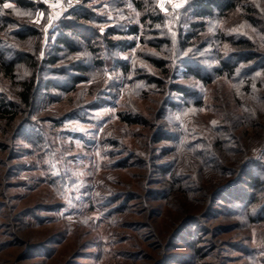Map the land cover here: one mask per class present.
<instances>
[{
	"label": "trees",
	"instance_id": "16d2710c",
	"mask_svg": "<svg viewBox=\"0 0 264 264\" xmlns=\"http://www.w3.org/2000/svg\"><path fill=\"white\" fill-rule=\"evenodd\" d=\"M13 1L16 9L36 6L32 0ZM88 2L75 3L69 15L73 21L60 17L52 31L45 34V43L44 32L28 20L20 23L24 34L19 28L8 31L4 25L13 20L12 15L8 16L13 9L0 7V84L7 79L15 85L13 89H0V148L4 144L1 138L13 124L34 111V103L41 98L37 89L43 78L60 91L92 84V68L104 71L105 60L109 59L113 64L105 88L98 87L94 98L84 105L93 109L106 104V98L99 99L101 94L114 95L113 90L120 89L115 71L120 70L124 78L133 72L139 77L135 82L129 80L135 89L152 85L156 90L150 92L157 95L156 99L151 98L156 100V106L148 112L133 106L118 112L126 128H138L135 143L142 150L133 146L132 136L122 143L123 138L109 135L104 142L112 148L111 152L108 149L109 155L121 149L127 151L123 159L115 161L117 167L134 163L144 170V177L148 178L142 198L154 205L146 203L133 211L130 201L136 198L135 191L112 188L98 193L100 202H114L118 212L124 208L127 214L152 215L158 219L155 222L164 224L167 214H175L177 218L162 234L164 239L152 233L157 243L151 264H193L206 255L207 222L220 218L218 206L227 208L229 214L247 225L264 222V0H187L174 15L161 11L155 0H132L136 9L143 12L140 22L106 21L109 25L102 30L95 25L92 10L85 7ZM74 28L79 29L75 32ZM67 31L81 36L88 55H75L81 46ZM7 35L17 36L18 40L34 39L33 53L24 60L29 62V77H19L18 59L5 56L10 43L4 37ZM141 44L152 51L139 54ZM13 47L14 44L10 52L16 51ZM136 47V54L140 58L142 55L144 63L135 60L131 64L117 55ZM148 53L154 56H144ZM40 67L44 69L42 74L49 72L51 77L38 73ZM181 77L202 86L216 83L214 113L207 119L198 116L205 108L204 94L194 85L179 81ZM224 78L235 86V110L227 99ZM77 113L82 114L75 109L68 115ZM129 224L130 229L138 225ZM151 226L143 225L148 229ZM15 238L2 239L0 247L24 243ZM184 240L189 242L187 254L171 253V248L181 246ZM55 242L57 239L51 236L42 242L25 243L11 264H36L31 259L39 253L47 254ZM70 262L64 264H73Z\"/></svg>",
	"mask_w": 264,
	"mask_h": 264
},
{
	"label": "rangeland",
	"instance_id": "374dc122",
	"mask_svg": "<svg viewBox=\"0 0 264 264\" xmlns=\"http://www.w3.org/2000/svg\"><path fill=\"white\" fill-rule=\"evenodd\" d=\"M32 1L36 5L34 9H16L13 0H4L0 3L4 10L13 9L8 15H12L13 20L7 22L4 27L8 31L19 28L24 34L25 30L20 28V23L28 20L44 32L43 43L45 34L52 31L60 17L73 21L69 15L73 12L75 3L79 2V0ZM186 2L187 0H155L161 11L172 15ZM85 7L94 13V23L101 27L100 30L109 25L105 24L106 21L121 19L120 21L124 23L129 21L139 23L143 13L136 9L132 0H89ZM2 15L7 16L5 12H2ZM78 21L84 23L82 19ZM74 29L77 32L79 28ZM1 30L0 37L3 34ZM66 33L75 38L81 46L79 53L75 55H88L81 36L71 31ZM4 37L10 41L6 46L5 56L18 59L16 69L19 77H29L27 68L29 62L26 63L24 60H29L30 53H33L31 47H34V39L28 37L25 40H18L17 36L11 35ZM11 43L16 49L14 52H10ZM139 51V54H142L152 50L146 44H141ZM136 53L137 47L119 52L117 55L131 64H134L135 60L136 63H144L142 55L140 58ZM159 54L155 57L158 58ZM75 55L69 57L76 59ZM144 56L154 55L148 53ZM112 64L106 59L104 71L93 67L92 84H80L73 89L70 87L62 91L54 89L50 82L48 83L49 80L45 81L43 78L41 86L37 89L41 98L34 103V111L30 113L31 115H22L1 138L4 144L0 148V241L2 239L12 241L17 237L24 243L0 247V264L14 263L15 256L21 252L25 243L42 242L51 236L57 239V242L52 244V250L48 249L47 254H37L38 256L31 259L32 262L151 264L150 258L152 259L157 243V239L153 240L156 237L154 235L153 238L152 233L164 239L163 235L166 229H169L167 225L177 218L175 214L169 213L166 215L165 224L158 223L155 222L158 220L157 217L153 218L152 215L146 217L143 213L127 214L124 208H120L121 212H118L114 202H100L98 193H106L112 188L135 191L133 194L137 196L130 201L134 205L133 211L145 206L146 203L154 205L142 198L148 178L147 175L144 177V170L134 163L124 168L117 167L115 161L123 159L127 151L121 149L113 156L109 155L111 147L106 145L104 138L109 135L116 136L123 138V143L132 136L133 146L142 150L140 145L135 143L134 133L139 132L138 128H126L119 120L118 112L133 108L148 112L151 107L156 106L154 101L157 95L150 92V89L156 90V87L148 85L135 89L134 83L129 80L135 82L139 77L130 72L124 78L120 70H117L115 77L117 87L120 89L113 90L114 95L101 94L99 99H107L104 105L93 109L84 106L94 98L98 87L105 88L111 76L109 71ZM42 70L44 69L40 67L38 73ZM1 74L2 72L0 76ZM41 75L45 78L51 77L49 72L46 74L41 72ZM179 81L194 85L204 94L205 108L198 116L207 119L214 113L216 83L202 86L191 78L182 77ZM222 81L230 106L235 110L233 105L235 86L228 79L224 78ZM117 84H114V88ZM0 86V89L15 87L14 83L7 79H3ZM152 97L155 99L152 100ZM75 109L82 114L68 115ZM25 117L27 121H24ZM2 131L0 130V134ZM137 154L143 155L140 152ZM218 208L221 212L220 218L207 222L208 235L204 242L207 245L206 255L193 264H264V222L247 225L238 216L229 214L227 208L222 206ZM129 223L138 225L130 229ZM144 223L154 226L150 229L144 228ZM155 226L156 229L153 228ZM188 245L189 242L184 240L181 246H174L170 251L177 256L185 255L188 252Z\"/></svg>",
	"mask_w": 264,
	"mask_h": 264
},
{
	"label": "snow or ice",
	"instance_id": "6c2138e0",
	"mask_svg": "<svg viewBox=\"0 0 264 264\" xmlns=\"http://www.w3.org/2000/svg\"><path fill=\"white\" fill-rule=\"evenodd\" d=\"M5 7H8V5H5Z\"/></svg>",
	"mask_w": 264,
	"mask_h": 264
}]
</instances>
